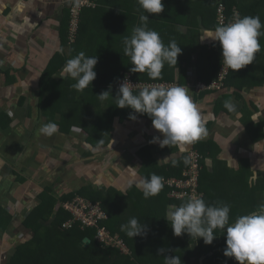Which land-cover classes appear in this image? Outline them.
<instances>
[{
	"label": "crops",
	"instance_id": "1",
	"mask_svg": "<svg viewBox=\"0 0 264 264\" xmlns=\"http://www.w3.org/2000/svg\"><path fill=\"white\" fill-rule=\"evenodd\" d=\"M90 1L93 5L82 8L80 16L82 27L77 37L79 41L74 43V40L70 41L64 33L68 11L74 0H0V162H2L0 163V191L4 188L6 192V194L5 192L3 195L0 194V208L3 211L2 219L7 212L12 214L9 222L0 224V264H9L18 244L24 242L23 238L26 239L23 236H27V240L31 238L32 232L23 227L21 215H25L37 204L34 202L37 196L28 198L23 185H33L34 182L29 176L31 173H36L37 168L50 170L53 166H58V172H50L52 177L47 183L41 181L40 177L35 180L41 185L35 191L37 194L44 191L46 186L52 187L53 197L57 198L54 205L55 211L61 206L62 201L58 199L61 195L68 190L87 185L102 192H108L109 210L113 214L117 212L118 226L125 224L132 217L138 220L143 217L151 228L157 227L161 219L149 218L146 216L149 211L156 212L169 221L168 209L175 205H166L169 196L163 194L164 188L157 196L145 199L135 183H130L132 181L130 169L137 173V179L150 177L151 174L167 177L166 172L173 170L170 165L179 169L183 161L188 159V153L191 150H198L194 144L201 143L199 147L202 149L207 147L202 163L203 169L214 176V181H211L206 173L203 175V185L206 190H203V198L207 204L211 205L228 204L231 223L235 217L245 215L252 207V203L244 202L246 195L243 196V190L246 188V183L252 182L264 173V135H262L264 125L256 126L264 121V36L259 38L261 50L256 54L252 64L237 70L238 75L232 79H230L232 71L229 72V78L221 90L198 92L194 89L197 82L205 83L212 80L216 69L208 72L209 69L204 64H199L198 51L204 48H206L205 51L211 50L212 46L219 44L211 39H200L205 29L215 28V25L213 26L212 22L205 18L207 14L204 17L193 12H189L190 14L186 16L179 15L180 21L183 20V22L176 23L174 30L178 32V35L181 34L183 39L179 42L177 37L169 35L162 41L164 44L167 41H175L184 55L182 58H177L176 66L165 63L162 77L158 79L189 88V95L198 105L205 123L207 135L203 139L183 150L176 146L160 147L158 142H152V140L153 137L162 139V134L154 129L151 118L147 114L139 113H134L136 119L113 117L106 142L95 147L88 143L87 149L90 152L86 153L88 150L85 149V154L82 150L83 145L79 143L80 139L86 136L78 128L79 126H72L78 142L72 141L71 128L69 144L66 141L64 143L62 139L64 137L60 132V125L57 126L59 128L55 134L51 136L42 134L40 128L50 122H46L40 106V90L45 71L48 65L56 66L62 56L66 58V61L76 56V53H73L74 47L87 51L89 56H96L98 68L110 65L111 69L121 74L127 72L125 74H129L132 78L144 80L143 76L146 72L123 70L124 66L133 67L130 57L124 54L121 46L128 34L125 28L130 23L127 21H132L133 17V22L140 25L137 10L133 9L131 17L124 15V11L120 13L119 0ZM202 1L215 6L220 0ZM233 1L240 13L241 10L243 11V14L241 13L243 17L246 16L244 8H252L251 0ZM261 1L264 3V0ZM131 3L133 7L139 5L137 0H131ZM263 3L259 7L264 8ZM102 6L104 10L101 9ZM253 12V16H259L255 10ZM185 17H188V23H184ZM183 41L188 43L186 48L185 45H181ZM111 55L112 59H107ZM62 68L56 75L53 74L54 79L61 78ZM163 75L170 76L171 80L163 79ZM69 81L71 80L66 82ZM107 100L110 102L112 98L109 97ZM226 101L235 105L236 111H229L225 107ZM257 114H259V120L253 121L252 118ZM34 115H37V119L33 118ZM30 121H36L33 127L29 125ZM74 128L80 129L81 132ZM59 145H68L66 146L68 152L61 150L64 148ZM69 151H73V155L68 154ZM167 157V163L159 161ZM50 159H52L51 166H49ZM23 163L27 165L24 174L18 172L15 175L13 168L24 165ZM184 166L182 170L186 167ZM38 174L44 176L45 172L40 169ZM19 175L23 177L22 180L19 179ZM98 179L101 181L99 185L96 183ZM6 187L12 190L7 198ZM261 199H264L263 195L259 200ZM161 206L162 208H159ZM160 224V229L165 231L169 229L168 226L171 227L168 222ZM50 236L42 234L38 240L41 243L43 239L55 241L51 242L53 250L49 257L50 262L47 263L60 264L58 258L54 256L56 252H60L59 240L56 242L53 233ZM180 236L179 241L183 245L188 240L185 238L188 234L184 233ZM158 237L160 239L161 236L159 234L155 238L153 236L157 243H152V247L160 245ZM167 239L171 241L172 237ZM140 242L144 241L140 238ZM140 242L135 245L139 248L146 245ZM205 245L196 240L193 247L197 249L200 259L209 260L214 256V252L211 249L205 251ZM219 255L222 256L220 253ZM107 256L108 264H124L126 261L125 258L119 259L118 255L117 257ZM130 258H134L132 254ZM31 259L32 262L24 261L21 264H33L36 259L40 260V258L34 261L33 258ZM153 259L157 263V257ZM194 261L195 259L191 261V264ZM92 264L95 263L92 262Z\"/></svg>",
	"mask_w": 264,
	"mask_h": 264
},
{
	"label": "trees",
	"instance_id": "2",
	"mask_svg": "<svg viewBox=\"0 0 264 264\" xmlns=\"http://www.w3.org/2000/svg\"><path fill=\"white\" fill-rule=\"evenodd\" d=\"M162 2L164 4V11L161 12L159 15L154 14L155 16L146 13L140 7V5L133 7L131 0H123V1L119 0L120 9L119 8L117 9H119L120 13L124 11V15H128V16L132 15L134 8L137 10L139 16L141 14L149 15V20L147 22L149 29L158 32L161 39L170 35L175 38L177 37L179 42L183 39V36L181 34L178 35V32L174 30V25L176 23L183 22V20L180 21V17H179L180 14H178L179 10L182 11L188 10V12L199 14L202 17H204L207 14L205 18H207L210 22H212L213 26L215 25L216 27L218 25V23L216 22L217 4L213 6L209 3L207 4L206 1H202V0H198V1L197 0H187V1L162 0ZM221 2L225 5L226 15H228L232 7L236 5L234 4L235 1L233 0H221ZM261 3H263V1L261 0H257V1L251 0L250 5L252 6L253 10H255V12L258 13L261 22L264 23V8L259 10L260 8H262L259 7ZM252 8L250 7L251 10ZM101 9L104 10V7L102 6ZM241 13L243 14L242 10ZM69 18L70 15L68 11L67 24H65V28H64V33L66 34V37L69 34L68 31ZM188 21H189L188 17L187 18L185 17L184 23H188ZM127 22L130 24L125 28V30L128 32V34H126V37H130L133 29L138 25H136L137 22L135 21L133 22V17H132V21L130 22L127 21ZM81 27H82V22L79 21L77 31L75 33L74 43L79 41L77 37ZM170 42L171 41H167L165 46H168ZM181 45H185L184 47L186 48L188 43H185L183 41ZM121 47L124 48V45H122ZM204 49L198 51V62L199 64H204V66H206L207 69H209L208 72H212V70L216 68L215 69V75H216L219 65L218 62L221 59L220 45L218 44L212 46L211 50L205 51ZM81 51H83L86 56H89L87 51H84L83 49H79L77 46L74 47L73 53H76L77 55ZM183 55L184 53L182 52L181 49V54L178 55V58H182ZM62 57H60V62L56 66L48 65V69L45 71L44 79L42 81L43 85L41 86V90H40V106L42 107L41 112L42 115L45 116L47 119L51 118L49 119L50 122L60 125V132L63 134L64 138L62 139L64 140V143L65 141L68 144L70 143V138L68 135L70 132V128H72V126H77V127L79 126L78 128H80L82 132L85 133L82 134L86 136L84 139H80V143H79L83 145L84 148L82 150L84 151L85 154L86 152L85 149H87L88 143L95 147L106 142V137H108V134L111 130V121L113 117L117 116L120 119H124V118L131 119L130 114L134 115L133 110L131 112V108L129 107H125V108L117 107V98L115 97L119 89L117 87V84L121 76L127 72H123V74H121V72L111 69L110 65L108 67L104 66V68H98L99 65L96 64L94 67V71L96 72V77L91 82V85H89L83 91H77L72 87V85L76 83L75 80L68 77H62L59 80L53 78V74L56 75L58 70L59 69L61 70V68L66 62V58L65 57L62 58ZM56 58L58 57L56 56ZM125 58H123V60ZM107 59H112V55ZM123 70L131 71V68H128V66H124ZM231 71L232 70H230L229 72L231 73ZM235 75H238L237 71H232V74L230 75V79H232V77H234ZM227 78L229 77L227 76ZM143 79L144 81L147 80L159 81V80L150 79L147 73L143 76ZM163 79L171 80V77L163 75ZM67 80H71V81L66 82ZM105 90H109L110 94L112 95L109 96L110 98H112L110 102H108L107 99L101 101L98 97V94H100L102 91ZM139 91L140 90H134L133 92L134 94H138ZM56 114H58V120H55V116H57ZM260 124H262L263 126L264 121L256 126H260ZM262 135H264V132H262ZM199 145L198 143H196L194 144V147L198 149L197 151L200 154V158L198 159V164H199L198 184H199V189L203 192V190L206 191L205 186L203 185V179H204L203 175L206 173L208 179L210 178L211 181H214V176L211 173H207L203 169L202 163L204 160V156L207 153L206 151L207 147H204L202 149L201 147H199ZM87 150L88 151L86 153H89L90 150L89 149ZM184 165L186 166L184 161L180 167L178 166L179 169L174 167L173 165H170L173 168V170L166 172L165 176H169V175L180 176L182 171L181 168ZM22 178L23 177L19 175V179L22 180ZM245 187H246L245 190H243L244 192L243 196L246 195V200L244 202L252 203V207L246 213V214H250L256 211L259 205L264 204V199L259 200L260 197H262V195L264 196V173L262 175H259L257 178H255L252 182L246 183ZM163 188H164L163 194L166 196L168 190L165 187ZM44 189L45 190L38 195L39 201L37 202V204L24 215L22 220L23 227L26 228V230L32 232L31 238H29L28 240L26 239V241H24L21 244H18V247L14 250V254L11 257L9 264H21L24 261L26 263H30L32 262L31 258H33V261L36 258H40V260L36 259L35 263L33 264H41V263L48 264L47 262H50L49 257L50 255H52V250H53L51 242H53L54 240L43 239V243H41L38 239L42 236V234L48 235L49 237L51 233H53L57 238L56 242L57 240H59V245L61 248L57 258L63 264H87L88 260L90 261L95 260L96 261L94 262L95 264H108L106 262V257H108L107 255H110L111 257H113V255L114 257H117V255H119V250L117 251L113 247L103 246L101 243L95 240L94 238L95 229L93 227L80 230L79 227L77 226V223H74V226H72L71 228L68 229L65 228V230H61V224L69 218L70 214L64 209L63 206H60L55 211L54 205L56 203L57 198L53 197V191H52L53 189L51 186H46ZM109 192H112V190H109ZM107 193L102 192L99 189L92 188L91 186L83 185L81 187H78L77 189L68 190L67 193L61 195V197H59L58 199L63 202V201L71 200L76 195H79L85 197L90 202H94V203H96L97 201L100 202L102 208L108 214L107 219L101 220L100 224H105L112 234H118V236L121 239H123L127 245H129L128 247L131 251L130 254H132L134 257L133 259L131 258L127 259L124 264H151L153 262H154L153 264H165L164 256H174V255L180 256L181 264H191V261L193 259H195L193 264H239V262L236 261L234 258L226 257L223 255V250L226 247V243H225L226 237L223 234V231L220 232V230H216L217 236L214 238L213 242L211 244H206L204 247L205 251L211 249V251L214 252V256L210 257L209 259L210 261L205 258L200 259L197 249L193 247L195 240L191 239V237L188 235V237H185L188 238V240H186L187 242L181 245V242L179 241L181 239L179 237L181 236H175L170 226H168L169 229L167 231L160 229L161 227L160 223L163 222L170 223V222L167 221L165 217L159 216L160 214L158 215L156 212L149 211V213L146 216H148L149 218H153V217L157 219L160 218L161 220H159V222L157 223V227L151 228L150 224L147 221H145L142 217L138 221L141 224L143 223L144 225H146L145 234L138 235L133 238L129 237L125 231L121 230V225L118 226V222L116 220L117 212L115 214H113L112 211H111L112 213L110 212L108 206L109 200L107 199L108 198ZM254 196H256V198L253 201L252 197ZM186 200L187 199L168 198L166 205L171 204V205L179 206L181 203L185 202ZM258 200L261 202H259ZM159 208H162V206ZM2 214L3 211L0 208V224L9 222V220L12 217V214L7 212L3 219H2ZM51 217L54 220L49 221L47 224H44L45 223L44 221L49 220V218ZM236 218L237 217H235L234 220H232V222H234ZM158 234L161 237L160 239L158 237L160 245L157 246V250H156L155 247H152L151 245L152 243H155L156 240L154 238ZM152 235L154 236V238ZM85 236L89 237L91 239V242L86 248H82L79 246V242ZM170 237H172L171 241L170 239H167ZM140 238L141 241H144L143 243L140 242ZM198 241L203 242V239L200 238L198 239ZM138 242H140V244H146V245H143V247L139 248L135 245ZM142 250L143 252L141 253ZM219 253L222 254V256H220ZM204 255H206V253H204ZM154 257H157V263L154 261L153 259ZM134 260L136 262H133Z\"/></svg>",
	"mask_w": 264,
	"mask_h": 264
},
{
	"label": "clouds",
	"instance_id": "3",
	"mask_svg": "<svg viewBox=\"0 0 264 264\" xmlns=\"http://www.w3.org/2000/svg\"><path fill=\"white\" fill-rule=\"evenodd\" d=\"M137 3L148 14L159 15L164 11L162 0H137ZM233 7L239 14L234 21L217 25L214 29H205L200 38L219 43L221 59L218 69L223 59V64L229 68V71H237L252 64L256 54L261 50L259 38L264 36V23L259 16L241 17L239 9ZM231 11L232 9L230 15ZM230 15L227 17L229 18ZM139 19L141 24L133 29L130 37L123 39V51L131 59L133 65L131 71L146 72L150 79L158 80L162 77L165 63L177 65L181 48L175 41L165 46L159 33L148 28L149 15L141 14ZM97 62L96 56H86L81 51L66 61L60 77H70L75 80L76 83L72 87L77 91H83L96 77L94 67ZM131 85L125 81L119 86L115 96L117 107H129L134 113L147 114L154 129L163 137L162 139L153 137L152 142H158L160 147L176 146L183 150L207 135L200 109L189 95L187 86L144 87L138 94H134ZM110 95V91L105 90L98 94V97L103 101ZM225 107L229 111H236L235 105L229 101L225 102ZM130 118L136 119V116L130 114ZM252 120H259V114ZM40 131L44 135L51 136L58 131V127L55 123L49 122L44 124ZM159 161L167 163L168 157ZM184 163H189V160L185 159ZM130 175L132 177L130 183H135L145 199L157 196L163 187L166 188L164 177L159 175L151 174L150 177L137 179V173L132 169ZM96 183L99 185L101 181L98 179ZM168 210V220L175 236L187 233L195 241L202 238L205 244H211L217 236L216 230H220L226 237L224 256L234 258L239 264H264V204L259 205L258 209L250 214L237 217L232 223L229 222L228 204H207L203 196L190 197L179 206ZM61 230L65 229L61 227ZM121 230L133 238L145 234L146 225L132 217L126 224L121 225ZM164 258L165 264H181L180 256H164Z\"/></svg>",
	"mask_w": 264,
	"mask_h": 264
},
{
	"label": "built area",
	"instance_id": "4",
	"mask_svg": "<svg viewBox=\"0 0 264 264\" xmlns=\"http://www.w3.org/2000/svg\"><path fill=\"white\" fill-rule=\"evenodd\" d=\"M93 5L90 0H74L69 9V23H68V38L73 41L77 31L78 23L80 21L81 11L84 6ZM239 16L235 7L232 8L229 18L225 12V6L222 2H218L216 6V22L218 25L227 24L234 21ZM229 68L223 64V59L215 77L209 82H197L194 89L199 91L205 90H219L228 76ZM128 81L134 90H141L144 87H152L163 85L166 87L177 86L172 82L164 81H144L132 78L129 74H125L119 80L117 87ZM200 154L197 150H191L188 153L189 163L182 170L180 176H167L163 178L164 185L167 188V195L174 199H188L193 196H203V192L199 189L198 173L199 164L198 159ZM62 206L70 214L69 218L61 224L63 229H68L77 223L80 230L93 227L95 229L94 238L103 246L113 247L119 250L120 253L128 254L130 249L126 242L121 239L118 234H112L105 224H100L101 220L107 219L108 215L102 208L100 202H90L85 197L76 195L71 200L64 201Z\"/></svg>",
	"mask_w": 264,
	"mask_h": 264
},
{
	"label": "rangeland",
	"instance_id": "5",
	"mask_svg": "<svg viewBox=\"0 0 264 264\" xmlns=\"http://www.w3.org/2000/svg\"><path fill=\"white\" fill-rule=\"evenodd\" d=\"M261 9H263V8H260L259 10H261ZM244 10L246 11V16H253L254 15V10H253V8H252V10L250 9V7H247V8H244ZM178 14H180V16H186L187 14H190L189 12H188V10H185V11H180V12H178ZM228 15H230V13L228 14ZM227 15V16H228ZM263 39V38H262ZM125 74V73H124ZM123 74V75H124ZM121 79V78H120ZM36 109L38 110V107H36ZM33 118L34 119H37V115L35 116H33ZM49 119H51V118H49ZM49 119H47L46 118V122H49L50 120ZM55 120H58V115L57 116H55ZM34 122H36V121H30L29 122V125L30 126H32L33 127V123ZM57 123V122H56ZM57 126H59L58 124H56ZM59 128V127H58ZM71 129V128H70ZM74 130H79V132H81V130L80 129H77V128H74ZM78 133V132H77ZM75 132H73V128H72V131L70 132V135H72V141L73 142H78V138L77 139H75ZM69 135V134H68ZM71 138V137H70ZM61 144H62V140H61ZM66 146H68V145H59V147H61V148H64V149H61V150H63V151H65L66 153L68 152V150H66ZM73 151H69V153L68 154H72L73 155ZM63 155H65L64 153H63ZM50 156V155H49ZM69 156V155H68ZM78 159H82V157H78ZM31 163V162H30ZM24 165H20V166H16V167H14L13 169H14V174L16 175V173H18V172H20L21 174H24V170H25V168H27V165H25V163H23ZM52 165V159H50V164H49V166H51ZM37 168V167H36ZM40 169H43L44 170V172H45V175L43 176L42 174L41 175H39L38 174V171L40 170ZM51 171H55V172H58V166L57 165H55V166H53L52 167V169H45V168H37V170H36V173H31L30 174V180L32 181V182H34L33 183V185H23V189L26 191V193H27V196H28V198H29V196H34V197H38V195L39 194H37V192L35 193V191L37 190V189H39L40 188V186L41 185H39L38 183H36L35 182V180H38L39 179V177H40V179H42L41 181H46L45 183H47L49 180H50V178L52 177V175L50 174V172ZM35 172V171H34ZM29 177H27V178H29ZM58 179V178H57ZM40 181V182H41ZM42 183V182H41ZM7 188V190L6 191H8L7 192V195H5L6 196V198H7V196H8V194H9V192H10V188L9 187H6ZM12 191V190H11ZM4 192H5V189L4 188H2L1 189V191H0V194H4ZM5 194H6V192H5ZM11 194V193H10ZM13 194V193H12ZM30 194V195H29ZM35 198L34 199V202H38L39 201V199L38 198ZM6 198H4V199H6ZM255 198H256V196H254V197H252V200L254 201L255 200ZM7 200V199H6ZM15 200V199H14ZM259 202H261V201H259ZM108 215V214H107ZM21 217H24V214H22L21 215ZM52 220H54L52 217L51 218H49V220H47V221H44L45 223L44 224H47L49 221H52ZM26 229V228H25ZM28 237L26 236V239H27ZM25 238H23V240L25 241L26 240ZM55 239H57V238H55ZM56 247H54V249H55ZM155 249L157 250V246H155ZM118 251V250H117ZM143 251V250H142ZM59 255V253L58 252H56V254L54 255V256H58ZM130 255V256H129ZM118 257H119V259L120 258H125V260H127V259H130V257H131V254H130V252L128 253V254H125V253H120L119 252V255H118ZM58 261H59V259H58ZM87 261V260H86ZM60 262V261H59ZM92 262H96V261H92ZM92 262L90 261V260H88V263L87 264H92ZM60 264H63V263H61L60 262Z\"/></svg>",
	"mask_w": 264,
	"mask_h": 264
},
{
	"label": "water",
	"instance_id": "6",
	"mask_svg": "<svg viewBox=\"0 0 264 264\" xmlns=\"http://www.w3.org/2000/svg\"><path fill=\"white\" fill-rule=\"evenodd\" d=\"M90 242V239L88 237H84L80 243H79V246L84 248L88 245V243Z\"/></svg>",
	"mask_w": 264,
	"mask_h": 264
}]
</instances>
